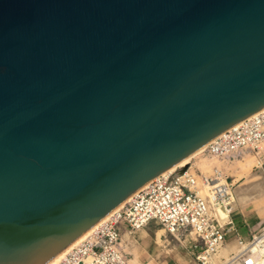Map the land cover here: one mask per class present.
Returning <instances> with one entry per match:
<instances>
[{"label":"water","instance_id":"95a60500","mask_svg":"<svg viewBox=\"0 0 264 264\" xmlns=\"http://www.w3.org/2000/svg\"><path fill=\"white\" fill-rule=\"evenodd\" d=\"M264 109V0H0V264H51Z\"/></svg>","mask_w":264,"mask_h":264},{"label":"built area","instance_id":"2783aa9c","mask_svg":"<svg viewBox=\"0 0 264 264\" xmlns=\"http://www.w3.org/2000/svg\"><path fill=\"white\" fill-rule=\"evenodd\" d=\"M243 153L258 162L264 158V109L207 143L198 154L200 164L175 167L148 182L55 264H129L117 227L123 224L133 234L150 222L175 240L189 239L195 264H221L218 253L226 240L235 237L242 244L231 217L232 186L207 163ZM242 253L240 264H264L263 243Z\"/></svg>","mask_w":264,"mask_h":264},{"label":"crops","instance_id":"0c3cea01","mask_svg":"<svg viewBox=\"0 0 264 264\" xmlns=\"http://www.w3.org/2000/svg\"><path fill=\"white\" fill-rule=\"evenodd\" d=\"M218 163L219 169L226 178L229 176L243 178L248 175V171H236L231 165L232 160L218 161ZM257 174L254 178L248 179L244 187L233 190L235 198L231 217L238 235L253 233L264 225V212L256 211L251 205L255 202L253 190L261 189L264 193V176L260 171ZM230 185L233 186L232 182ZM117 231L129 264H195L189 239L175 240L154 222L148 223L133 234H129L123 224L117 227Z\"/></svg>","mask_w":264,"mask_h":264},{"label":"rangeland","instance_id":"374dc122","mask_svg":"<svg viewBox=\"0 0 264 264\" xmlns=\"http://www.w3.org/2000/svg\"><path fill=\"white\" fill-rule=\"evenodd\" d=\"M227 161V160H226ZM233 163L231 164L233 168H235L236 171L241 170V171H248L247 177L244 176L243 178H235L236 176H229L227 178V182L230 184L232 182V193L233 190L237 189L238 187H244L243 185L247 184L248 179L254 178L257 176V172L260 171V173L264 176V158L261 161H256V159L252 156L251 153H243V155L236 157L232 159ZM198 155L195 157H191L190 160L188 161V164H193V165H198ZM206 164V163H205ZM207 168L211 167H217L219 169V163L217 161L207 163ZM222 172V171H221ZM250 174V175H249ZM225 176V175H224ZM235 179V181H234ZM237 179V180H236ZM244 182V184H242ZM246 183V184H245ZM242 184V186H239ZM236 191V190H235ZM254 192L252 195H255V202H253L251 205L252 207H255L256 211L258 212H264V193L261 189L253 190ZM256 191V193H255ZM255 193V194H254ZM234 196V194H233ZM235 198V197H233ZM250 208V207H249ZM161 228V227H160ZM257 237L255 241H252V237ZM241 244L239 245L237 239L235 237H230L226 242L224 243L222 249L218 253V261L221 264H240V259L243 258V251L250 250L252 251L254 248V244L256 243L257 240H259V245L261 243L264 244V225L257 231H254L253 233H244L242 235H238ZM172 238V237H171ZM190 241V240H189ZM252 245H251V243ZM191 243V241H190ZM189 243V244H190ZM250 243V244H248ZM249 247V248H248ZM239 248V250H237ZM241 248V249H240ZM248 248V249H247Z\"/></svg>","mask_w":264,"mask_h":264},{"label":"bare ground","instance_id":"6f19581e","mask_svg":"<svg viewBox=\"0 0 264 264\" xmlns=\"http://www.w3.org/2000/svg\"><path fill=\"white\" fill-rule=\"evenodd\" d=\"M204 147V146H203ZM202 147V148H203ZM202 148H200L199 150H197L195 153H193L191 156H189V157H187L186 159H184L183 161H181L179 164H177L176 166H174V167H172L171 169H169V170H167L166 172H164V174H166V173H169V172H171V171H173V169L175 168V167H180V166H183V165H187L188 164V161L190 160V158L192 157H195V156H197L200 152H201V150H202ZM119 207V206H118ZM117 207V208H118ZM116 208V209H117ZM115 209V210H116ZM114 211V210H113ZM112 211V212H113ZM112 212H110L107 216H105L102 220H100L97 224H95L93 227H91L87 232H85L82 236H80L69 248H71L72 246H74L75 244H77V243H79L83 238H85L92 230H94L98 225H100L103 221H105L108 217H109V215L112 213ZM255 241V240H254ZM253 243V242H252ZM252 243H251V245H252ZM257 243H259V240H257L256 241V243L254 244V246H252L254 249L258 246V244ZM68 248V249H69ZM249 248V247H248ZM247 248V249H248ZM67 249V250H68ZM66 250V251H67ZM237 250H239V248L237 249ZM65 251V252H66ZM65 252L64 253H62L56 260H54L51 264H55L64 254H65Z\"/></svg>","mask_w":264,"mask_h":264}]
</instances>
